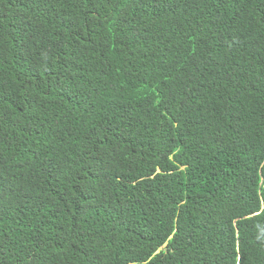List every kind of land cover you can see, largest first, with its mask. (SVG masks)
<instances>
[{"label":"trees","instance_id":"obj_1","mask_svg":"<svg viewBox=\"0 0 264 264\" xmlns=\"http://www.w3.org/2000/svg\"><path fill=\"white\" fill-rule=\"evenodd\" d=\"M0 264H264V0H0Z\"/></svg>","mask_w":264,"mask_h":264}]
</instances>
